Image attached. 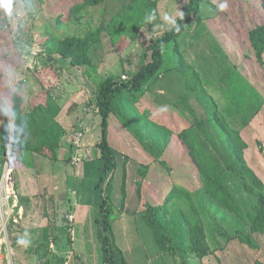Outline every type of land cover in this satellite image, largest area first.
I'll list each match as a JSON object with an SVG mask.
<instances>
[{
  "label": "rangeland",
  "instance_id": "1",
  "mask_svg": "<svg viewBox=\"0 0 264 264\" xmlns=\"http://www.w3.org/2000/svg\"><path fill=\"white\" fill-rule=\"evenodd\" d=\"M189 2L16 0L10 16L0 12V107L27 120L13 143L0 115V179L15 194L7 264H50L71 237L87 247L75 264H103L96 218L112 178V232L129 264H264V0H227L224 10L200 0L152 81L116 98L118 167L104 170L100 84L151 63L166 18L177 22ZM61 131L53 160L49 140Z\"/></svg>",
  "mask_w": 264,
  "mask_h": 264
},
{
  "label": "trees",
  "instance_id": "2",
  "mask_svg": "<svg viewBox=\"0 0 264 264\" xmlns=\"http://www.w3.org/2000/svg\"><path fill=\"white\" fill-rule=\"evenodd\" d=\"M91 4H97L103 0H88ZM200 5V0H190L188 6L183 10L181 16L177 20V24L180 25V30L177 32L175 29L167 32L163 37L152 42L151 50H153V61L147 64L139 73L134 75L128 80V82H123L118 78H109L100 84L97 93V107L99 110V115L102 118V140L98 144L101 150L102 159L105 161L104 170L108 173L115 172L118 164L115 158V150L110 143V120L114 111V104L116 98L123 92H137L142 90L147 86L154 76L159 72L163 64V54L165 47L177 40L182 34H184L188 29V24L193 13L197 12ZM64 132L61 131L60 136L55 140H49V145L51 146L52 154L51 159H56V144H59L61 137ZM27 148L22 147L21 150H26ZM14 151V150H12ZM40 154L44 155L40 152ZM99 187V185L97 186ZM113 187V178L108 182L105 198L100 206V217L96 220V224L99 226V240L103 246L104 252V264H115L118 260L119 264H129L124 256V253L117 248L115 236L112 232V217L113 210L111 207V193ZM102 226V229H100ZM147 226L151 228L147 224ZM153 230V229H152ZM197 228H193L192 232L195 233ZM105 234V236H103ZM113 240V243L109 245V241ZM160 247V244H158ZM194 248L196 252H200L201 256H204L206 251H202L199 243L195 241ZM162 250V248L160 247ZM118 252V257L114 255V252ZM163 251V250H162Z\"/></svg>",
  "mask_w": 264,
  "mask_h": 264
},
{
  "label": "built area",
  "instance_id": "3",
  "mask_svg": "<svg viewBox=\"0 0 264 264\" xmlns=\"http://www.w3.org/2000/svg\"><path fill=\"white\" fill-rule=\"evenodd\" d=\"M18 17L22 18V15L18 14ZM129 79V77H124V80ZM83 138V131H78L74 134V144L78 148L72 159V164L75 166L79 164V153L81 151L80 145ZM14 195V191L10 187V177L4 176L0 179V264H7V260L11 255V247L8 242V218L10 214L9 205ZM67 219L70 221V224L71 222L73 224L71 216H67ZM73 234L74 230L72 227L70 230V235L72 236Z\"/></svg>",
  "mask_w": 264,
  "mask_h": 264
},
{
  "label": "clouds",
  "instance_id": "4",
  "mask_svg": "<svg viewBox=\"0 0 264 264\" xmlns=\"http://www.w3.org/2000/svg\"><path fill=\"white\" fill-rule=\"evenodd\" d=\"M16 0H0V12H2L5 15H11L14 5H15ZM228 7V3L227 0H223L222 3L219 4V9L220 10H224ZM181 16H183V14L181 13ZM155 13H150L148 14L147 18H146V22L150 23L155 19ZM169 19V25L170 30L171 29H175V31H179L180 30V25L176 23V21L174 19H170V18H166ZM0 115H3L5 117H7L9 123L7 125H5V132L7 133L5 139L9 140L13 143H18L19 142V134L23 131L24 128L27 127V120L26 118H24L23 120H21V123L19 125H17L15 123L16 120L20 119V117L18 116L17 112L14 109H10L8 107H0ZM30 241L24 239V238H19L17 243L20 245H25L27 246V244Z\"/></svg>",
  "mask_w": 264,
  "mask_h": 264
},
{
  "label": "crops",
  "instance_id": "5",
  "mask_svg": "<svg viewBox=\"0 0 264 264\" xmlns=\"http://www.w3.org/2000/svg\"><path fill=\"white\" fill-rule=\"evenodd\" d=\"M89 124H86V127L88 128ZM82 151V150H81ZM72 163V162H71ZM74 202H72V207L74 208V211L72 209V213L73 215H70L72 217L73 220V224H75V220L77 218V212L76 210H78L79 204L78 201L73 200ZM77 208V209H76ZM76 209V210H75ZM100 217V215H99ZM97 217L96 220L99 218ZM97 225V224H96ZM83 236V234H82ZM63 237V236H62ZM71 237V235H70ZM97 237L99 239V226L97 225ZM71 242L72 244L74 243L75 245H72V249L70 247L71 244H69V246L66 244L65 245V239L63 238V240L60 242V245L57 248V245L53 246L54 248V252L56 254V256L54 258H52V262L50 264H75L74 262V258H77L78 260V255L82 256V258L84 260H86L87 257V247L85 246V243L83 246L78 247L77 245V238H72L71 237ZM70 247V249H68ZM103 264H104V257H103ZM119 264V262H118Z\"/></svg>",
  "mask_w": 264,
  "mask_h": 264
}]
</instances>
